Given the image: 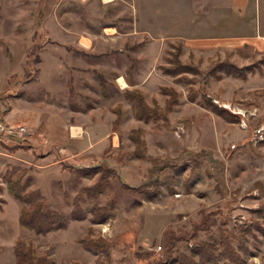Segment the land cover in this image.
I'll use <instances>...</instances> for the list:
<instances>
[{
    "label": "rangeland",
    "instance_id": "rangeland-1",
    "mask_svg": "<svg viewBox=\"0 0 264 264\" xmlns=\"http://www.w3.org/2000/svg\"><path fill=\"white\" fill-rule=\"evenodd\" d=\"M79 1L0 0V120L27 127L22 138L0 133V264H15L18 238L32 242L38 256L49 253L52 264H98L97 257L99 264H178L202 244L217 245L219 255L226 239L241 264H264V91L249 90L228 64L216 68L223 61L240 67V60L231 50L207 58L212 51L202 40L183 43L192 83L160 67L170 41L182 40L177 33L208 30L198 28L199 19L214 0H118L109 7ZM111 25L116 29H104ZM136 30L135 39L147 30L144 44L150 36L162 44L138 48L126 37ZM83 36L93 38L92 51L113 52L76 54L81 38L90 43ZM140 65L145 83L135 74ZM126 80L144 85L133 88L151 106H165L162 85L174 87L179 103L169 120L138 119ZM24 168L31 200L67 215L78 201L84 217L43 235L21 226L23 205L9 194L4 174ZM98 183L100 191H82ZM89 228L92 240L109 247L86 250L79 238ZM220 255L219 264H234Z\"/></svg>",
    "mask_w": 264,
    "mask_h": 264
},
{
    "label": "trees",
    "instance_id": "trees-1",
    "mask_svg": "<svg viewBox=\"0 0 264 264\" xmlns=\"http://www.w3.org/2000/svg\"><path fill=\"white\" fill-rule=\"evenodd\" d=\"M42 13H45V8H42ZM172 45L173 50L169 52V56L165 59L167 60V64H161L160 67L162 71L168 75L178 76L179 80L185 81L186 83H192V79H189L184 74L188 73L192 70V67L187 63L182 62V52H183V41H170L169 43ZM260 63H264V57L259 61ZM258 62V63H259ZM224 64L230 65L231 69L227 70L228 73L235 75L236 77H240L243 79H247L248 74L255 70V65H247V66H238L237 64L230 61L221 62L216 68L221 69V66ZM224 67V66H223ZM212 69L209 73H212ZM105 84H102V88L104 89L103 95H105ZM160 91L167 95L168 98L166 100L165 106L161 107L157 103L154 106H151L147 103L145 94L141 89L133 88V89H125L124 94L131 102L132 108L135 111V115L138 119L145 121H168V115L174 111L175 106L179 103L178 99V91L172 86L162 85ZM210 99V98H209ZM191 101H194V97H190ZM212 105H216L214 102H210ZM122 104H118L115 107L114 111L117 112V120L120 121L122 117ZM218 114L228 117L225 109H217ZM236 118L239 116L237 114H233ZM141 129H135L131 132V137L136 141V144H141L139 132ZM19 146V145H17ZM136 152L138 150L136 149ZM27 169H20L18 172L13 174L11 171L7 170L4 174V180L7 183V190L10 195H12L17 201H19L23 207L19 213V223L26 229L34 231L36 234L43 235L52 231H56L59 229H65L68 226L69 219H82L84 215L80 212V207L78 201L74 202V208L71 215H67L66 213L48 207L47 203L44 200L33 201L31 200V196L25 190L24 179L27 175ZM2 186L0 185V190ZM100 191L101 183H98L91 187L83 188V192H91V191ZM5 204V200L0 197V210H2L3 205ZM258 213H262L263 209H256ZM105 215L98 216L94 222H98L100 220H104ZM92 229L89 230L79 238L82 246L92 252L97 253L94 248L104 249L109 247V243L106 240H98L94 241L91 239ZM231 243L226 239L222 240L223 251L220 252V256L224 259V261L234 264H241L242 258L231 248ZM219 249L217 245L214 244H202L198 248L191 250V255H184L180 260H177L178 264H219ZM14 255H15V264H52V258L50 254L45 255H37V249L33 245L32 242L27 241L24 238H18L14 245ZM198 256V260L196 259ZM98 264L100 263L99 258L97 257ZM71 264H79L77 261L71 262Z\"/></svg>",
    "mask_w": 264,
    "mask_h": 264
},
{
    "label": "crops",
    "instance_id": "crops-1",
    "mask_svg": "<svg viewBox=\"0 0 264 264\" xmlns=\"http://www.w3.org/2000/svg\"><path fill=\"white\" fill-rule=\"evenodd\" d=\"M104 7H109L117 3L118 0H100ZM82 6L86 7L91 1L89 0H80ZM84 16H80V19ZM202 23L198 25V28L208 29L205 30L202 34H181L177 33L178 37L183 40V43H196L197 41L202 40L210 52L207 58L213 57L218 52H223L231 50L234 52L233 59H239L240 61L236 62L240 66H245L246 64L258 63L262 57H264V0H214L213 5L206 10V12L199 19ZM104 29H116V25L104 26ZM142 36L140 39H135L134 37L138 36V30L131 32L126 31V37L130 36L133 39L132 44L140 47H148L151 43H156L158 45L161 43L160 38L150 36V41L146 44L143 43V36L147 33V30H143ZM109 35H114L110 32ZM90 41V43H84L81 38V47L74 46L76 54L80 53L86 57L90 58H101L103 56L110 55L113 51L107 50L103 52H95L93 50V38L83 36ZM111 40H113L111 38ZM164 40V39H163ZM127 43V42H126ZM143 43V44H142ZM138 44V45H137ZM72 45H68L67 49L70 50ZM157 47V46H156ZM137 48V49H138ZM249 51V56H246L245 52ZM202 53H204L202 51ZM141 56H134V59H140ZM262 63V62H261ZM261 68H256L253 72L249 74L247 80L241 79L242 83H250L251 91H264V64H260ZM135 68V67H133ZM135 74L139 76L140 83H145L147 73L144 71V67L141 65L139 68L136 67ZM127 77V74H126ZM240 79V78H237ZM126 88L139 87L143 88V84H131L129 85L126 80ZM78 134L81 131L79 126ZM74 128V126H73Z\"/></svg>",
    "mask_w": 264,
    "mask_h": 264
},
{
    "label": "built area",
    "instance_id": "built-area-1",
    "mask_svg": "<svg viewBox=\"0 0 264 264\" xmlns=\"http://www.w3.org/2000/svg\"><path fill=\"white\" fill-rule=\"evenodd\" d=\"M0 133L10 137L22 138L27 133V127L24 125H10L0 120Z\"/></svg>",
    "mask_w": 264,
    "mask_h": 264
}]
</instances>
